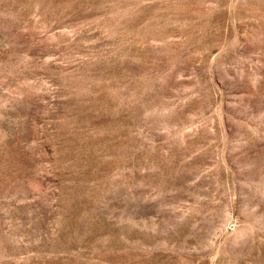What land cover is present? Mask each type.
<instances>
[{
	"label": "rangeland",
	"instance_id": "1",
	"mask_svg": "<svg viewBox=\"0 0 264 264\" xmlns=\"http://www.w3.org/2000/svg\"><path fill=\"white\" fill-rule=\"evenodd\" d=\"M0 264H264V0H0Z\"/></svg>",
	"mask_w": 264,
	"mask_h": 264
}]
</instances>
